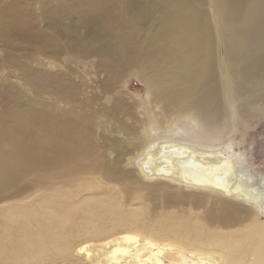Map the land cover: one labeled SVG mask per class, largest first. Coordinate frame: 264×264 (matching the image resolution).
Listing matches in <instances>:
<instances>
[{
	"label": "bare ground",
	"instance_id": "1",
	"mask_svg": "<svg viewBox=\"0 0 264 264\" xmlns=\"http://www.w3.org/2000/svg\"><path fill=\"white\" fill-rule=\"evenodd\" d=\"M70 2L90 17L94 29L89 38L70 43L71 57L91 56L90 41L102 44L98 54L105 58L110 80L105 88L114 89L103 115L114 122L122 140L114 143L116 160H121L126 141L136 139L135 146L144 148L137 164L146 172L154 166L157 174L181 185L246 203L243 209L225 201L219 210L207 211L204 221L170 216L150 229L151 236L126 231L99 248L82 244L78 251L91 264H264V177L237 174L233 155L220 158L213 151L216 160L204 157L190 170L194 161L178 156L186 146L172 139V126L182 123L199 139L223 138L233 144L264 117V0ZM62 6V0H43L45 17L50 19ZM151 19L156 30L150 33L146 25L149 32H141ZM4 25L22 30L26 53L60 55L62 49L42 29L28 2L0 1ZM77 44L85 46L75 48ZM17 65L36 92L52 91L57 98L46 100L39 112H29L10 89L0 105V264H42L45 258L53 264L72 262L76 236L105 230L109 208L116 216L120 213L114 196L90 197L101 175L124 183L130 176L101 157L96 129L87 126L93 97L78 98L76 84L69 89L70 84L49 74L42 79L34 62ZM131 76L145 86L147 99L128 95L120 84L116 88L120 79ZM137 105L141 115L134 111ZM127 116L134 117L131 124ZM156 131L165 134L151 143ZM134 188L132 183L123 190ZM139 216L146 222L144 212Z\"/></svg>",
	"mask_w": 264,
	"mask_h": 264
},
{
	"label": "rangeland",
	"instance_id": "2",
	"mask_svg": "<svg viewBox=\"0 0 264 264\" xmlns=\"http://www.w3.org/2000/svg\"><path fill=\"white\" fill-rule=\"evenodd\" d=\"M0 1L10 3L12 0ZM22 1L31 5L32 10L38 16L42 29L62 50L56 59L46 54L26 53L24 39L20 36L22 30L7 29L5 25L0 26V105L10 89L16 95L14 99L20 101L29 112H39L44 107L42 105L46 104V100L57 98L52 91L40 90L36 92L32 82H26L23 79L17 65L19 62H34V66L38 69L42 79L49 74L53 80L65 83V85L70 84L69 89H72V86L76 84L74 87L78 98H94L93 110L87 126L96 129L97 136L95 139L98 142L97 147L102 159L108 164H115L119 171L130 176L124 183L120 180L104 178L101 175V180L99 179V184L92 190L90 197L109 200L110 197L114 196L117 201L114 205H119L120 213L116 216L112 213L113 209L109 208V214H105V216H108L105 221V230L103 229L100 233L80 232L72 241L73 261L61 260L59 264H91L89 258L78 251L79 246L82 244L99 248L98 245L103 244L104 241L121 236L126 231L151 236L152 231L150 229L170 216L183 219L199 218L204 221L207 211L219 210L222 207L221 204L225 201L240 205L245 209L243 204L246 203L242 201L224 196L221 193L199 189L198 186L181 185L176 180L159 175L155 172L154 166L152 170L148 169L146 172L143 167L137 164L141 157L140 152L144 148L143 146H135L136 139L126 141V149L122 153L121 160L117 161L119 148L114 143L121 144L122 140L118 139L120 136L117 137L114 131V122L103 115L104 107L110 105L109 99L111 97L109 96L114 94V89L109 86L105 88L106 85H110V80L107 78L105 58L98 54L102 53L103 50L101 41L95 39L88 42L87 53L92 54L91 56L86 58L71 57L73 54L70 43L72 46L81 38H89L94 32L90 17L74 10L71 7L70 0H62L63 6L53 12L50 19H47L44 15L43 0ZM51 2H53V5L58 4V1ZM210 10L213 11L212 8ZM155 15V12L150 13L153 19ZM153 19L148 20V23L144 22L145 25L140 28L141 32H149L146 25H150V33L156 30V27L151 25L154 23ZM71 37L73 38L70 39ZM84 46L77 44L75 48ZM35 59H39L43 64L39 66L33 61ZM57 75H60L61 78H58ZM68 77L72 79L71 83ZM120 80L117 89L120 84V87L124 88L128 95L148 98L145 86L134 76L125 78L121 83ZM37 88L44 89L45 84H37ZM134 111L141 115L143 109L137 105ZM82 117L84 116L82 115ZM133 119L134 117L127 116L125 121L131 124ZM257 121L252 123L248 132L237 135L233 144L223 138L209 141L199 139L190 126L182 123H176L172 126L174 130L172 131V139L186 146L185 152L180 153L178 156L194 161L193 163L190 162V170H196V164L194 163L204 160V157L205 159L216 160L217 156L222 158L231 154L234 156L233 161L237 167V169L235 168L237 174L242 171L243 173L240 174L245 177H249L246 176L247 173L251 176L259 174L264 177V117H258ZM97 130H99L98 133ZM138 133L145 136L142 130ZM164 134L160 131L153 132L150 142L153 143L156 138ZM122 138L125 139V137ZM230 144H232V148L229 147ZM211 151L214 152L216 157L214 154H210ZM204 152L206 154H202ZM247 168L248 170H246ZM223 174L221 171L218 172V179H222L225 175ZM132 183H134L135 188L132 192L125 193L124 187L131 186ZM142 212L145 213L144 217L146 218L144 223L139 221L143 218L139 216ZM260 213L261 218L264 220V212L261 211ZM116 217L122 219V222H119ZM84 219L85 216L79 218L77 223L82 225ZM42 264H53V262L49 258H45Z\"/></svg>",
	"mask_w": 264,
	"mask_h": 264
}]
</instances>
